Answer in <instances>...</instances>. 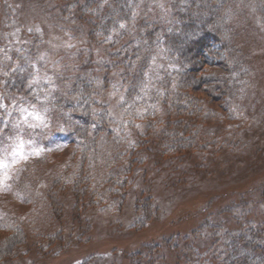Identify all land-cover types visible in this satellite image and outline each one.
<instances>
[{
  "label": "rangeland",
  "instance_id": "1",
  "mask_svg": "<svg viewBox=\"0 0 264 264\" xmlns=\"http://www.w3.org/2000/svg\"><path fill=\"white\" fill-rule=\"evenodd\" d=\"M126 1L0 0V128L7 130V140L0 141V218L23 230L14 246L22 250L0 257V264H130L139 257L142 264L150 258L176 264L182 255L191 256L184 249L186 238L204 261L213 247L223 253L225 234L243 228L247 219L264 224V0H137L131 11ZM220 1L231 7L229 17L208 28L224 42L198 56L196 91L202 92L185 90L189 105L160 104L149 121L122 109V92L100 90L120 149L138 152L132 172L122 173L124 182L129 179L125 187L104 180V164L98 165L104 174L97 170L94 181L85 172L74 175L76 149L62 140L60 130L47 137L55 124L45 116L59 107L57 94L70 98L68 90L73 92L62 81L73 80L91 53L95 64L108 56L104 49L110 42L103 33L115 35L124 15L132 13L140 25L163 18L179 30L192 19L196 26L190 33L198 34L207 29L210 14L217 16ZM81 16L101 17L96 33L80 24ZM90 34L98 36L96 43ZM225 42L236 45V52ZM158 70L148 72L155 84L165 80ZM100 73L102 83L107 75ZM111 77L119 84V74ZM177 121L184 122L180 133ZM26 177L30 202L16 189ZM243 202L249 203L246 211L236 207ZM214 226L221 228L215 239ZM8 235L0 226V243ZM171 239L179 251L164 246Z\"/></svg>",
  "mask_w": 264,
  "mask_h": 264
},
{
  "label": "trees",
  "instance_id": "2",
  "mask_svg": "<svg viewBox=\"0 0 264 264\" xmlns=\"http://www.w3.org/2000/svg\"><path fill=\"white\" fill-rule=\"evenodd\" d=\"M136 1L137 0L126 1L125 5H127V9L131 11L133 7L135 8L138 5ZM220 2L222 5L218 8L219 13L217 16L213 13V15L210 14L208 20H206L207 29L202 27L198 34L190 33L192 30L195 31L196 26L192 19L188 21L187 25H182L183 23L180 24L181 30H179L172 24L169 26L170 23L168 20H164L163 18L157 19V22H152L153 24L151 25H149L147 20H142L140 25L138 19L133 20L135 18L131 16L132 13H129L130 16L127 17L124 15L120 23L116 25L117 27L114 28L115 35L111 33L106 35L103 33L104 37H102L105 38L106 43L110 42V47L104 49L106 52L109 51V53H107L109 57L104 53L106 58H103L104 55L100 56V63L95 64L94 53H91L88 59L89 61L75 69L74 75L71 76L73 80L67 83H63L62 81V84H66L65 86L69 85V88H71L73 92L68 90L71 93L70 98H61L59 95L61 93L57 94L58 100L56 102L59 104V107L55 108L52 105L53 109H50L45 116L50 122L53 121L55 125L52 126L53 128L51 129L48 128L49 133H46L48 139H52L53 132L55 130H60L62 140L67 141L76 149V154L73 156V159L76 157L78 162L74 163L76 171L74 175L85 172L89 178L91 177V181H94L95 177L92 176H96V171L99 170L98 165L101 166V164H104L105 169H108L104 180L106 181L109 179L112 184H119L125 187L129 179L124 182L123 176L127 177V175H122V173L126 171H128V173L132 172V158H137L138 152L129 149L130 151L124 153L126 149H120L122 142L119 147V132L117 131L113 119L109 116L105 107L100 103V90L102 89V92L105 90L114 93L122 92L124 95L121 104L122 109L124 108L126 113L131 112L135 114L134 116L142 114L144 118H147L145 120L149 121L153 120L150 119L152 118L151 114L153 109L155 113L157 112L158 114L160 104L163 107L168 106L169 102H171V104L178 103L179 105H189V94L186 93L185 90L202 92L196 91L200 84L199 77H197L199 73L195 70L198 56L202 52L210 51L213 43L224 42L218 33L210 31L211 29L208 28V26L212 25L214 22H221L227 20L229 17L231 7L227 8L228 2ZM213 5L216 4L213 3ZM100 18L101 17H98L97 21L92 16H89V19H81L80 24L82 23V26L88 28V33L91 28H93L94 33H96L97 26L101 22ZM135 21L137 25L134 26ZM144 26L147 28L146 31L149 32L140 35L138 31L141 28L143 29ZM131 28L135 29V32H132ZM212 32H214V34ZM226 34L227 33H225V35ZM231 35V32H229V36ZM89 36L90 39H88L91 40L92 44L97 42L96 38H98V36L95 34H90ZM144 41L147 43H144ZM102 44L103 41L101 43L98 41L97 45L102 47ZM182 44L184 45L181 47ZM223 45L224 47L230 45L231 49L236 47V45L233 47L227 42ZM233 49L232 51L236 52V50ZM237 57L241 61V63H239V66H241L240 70L244 69L247 76L248 67L245 61L243 62L239 55ZM169 65L170 68H174L172 69L173 73L171 75L170 71L167 69ZM156 68H159L157 76L165 78L164 82L157 81V86L152 80L153 76L148 75L151 70ZM160 69L162 70L160 71ZM99 72H101L100 74L107 75L101 78L103 79L102 83L98 80L100 79L98 76ZM112 74L114 76L120 75L119 84L114 85L111 79ZM170 77H175V79L172 80ZM164 83L165 86L163 85ZM11 88L12 87H10V89ZM13 92H15V90ZM16 93L17 92H15V95H18ZM39 93H42V91ZM32 99L34 100L35 98ZM38 102L40 101L38 100ZM59 102H62V104ZM191 118L192 117H190V119ZM183 123V121H177L174 125L176 127V132L180 133V131H182ZM149 125H151V123ZM5 133L7 134V130L2 131L0 128V141L7 140ZM112 146H115V150L113 151L110 149ZM111 151L114 152L112 155ZM126 158H128L129 164L123 167L120 163L123 159L124 161L127 160ZM134 161L136 162V160ZM99 172L102 173L101 170H99ZM31 186V181L27 177L25 180L22 179L20 182L16 183L17 192L26 202H30L31 200L32 193L29 191ZM248 206L249 203L243 202L242 206L236 207H241L246 211ZM227 212L231 215L234 211L230 212V210H228ZM146 221H148L147 218ZM9 222L10 219L5 223L3 218H0V226L9 232L7 238L3 239L0 243V257L12 254L11 251L13 249L17 250V253L20 250V248H14V246L17 242H20L17 241L20 237L17 239L16 236L23 234V230L19 227H15ZM255 223V221L247 219L243 228L234 232H227L225 234L226 238L224 239V244L226 243L224 252L219 253V248L213 247L211 258L204 261L198 250H196L197 248L190 243L189 238L184 239L185 252L190 253L191 256H188V254L185 256L182 255L176 264H264V224L257 226ZM15 229L18 234L14 235L13 232ZM204 229L205 228L201 229L202 232ZM212 229H214L213 239L221 235L220 227L215 228L214 226ZM196 236L198 235L194 234L193 238L195 237L196 239ZM171 240L172 241L166 243L164 246H166L167 249L179 251V245L176 244V247L172 246L173 239ZM171 246L173 248H171ZM152 247L156 249L159 246L154 245ZM170 250L169 252H171ZM137 254L140 256L141 253L138 252ZM140 259L141 257H139V260L135 261L131 259L130 264H142V260ZM151 259L152 258L145 263L156 264L155 262L157 261H150Z\"/></svg>",
  "mask_w": 264,
  "mask_h": 264
},
{
  "label": "snow or ice",
  "instance_id": "3",
  "mask_svg": "<svg viewBox=\"0 0 264 264\" xmlns=\"http://www.w3.org/2000/svg\"><path fill=\"white\" fill-rule=\"evenodd\" d=\"M29 115H33V118L34 119H37V120H40L41 119V117L38 115V114H29Z\"/></svg>",
  "mask_w": 264,
  "mask_h": 264
}]
</instances>
